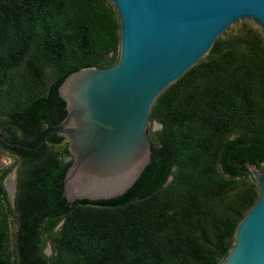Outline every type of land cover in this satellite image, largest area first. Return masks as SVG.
<instances>
[{
	"label": "trees",
	"instance_id": "16d2710c",
	"mask_svg": "<svg viewBox=\"0 0 264 264\" xmlns=\"http://www.w3.org/2000/svg\"><path fill=\"white\" fill-rule=\"evenodd\" d=\"M117 48L109 0H0V136L19 144L0 147L22 168L14 208L0 172V264H218L231 248L258 197L245 162L264 172L261 31L244 21L224 33L156 97L150 121L161 130L126 193L69 204L60 196L71 160L51 148L64 139L37 146L65 116L64 78L112 66Z\"/></svg>",
	"mask_w": 264,
	"mask_h": 264
},
{
	"label": "water",
	"instance_id": "95a60500",
	"mask_svg": "<svg viewBox=\"0 0 264 264\" xmlns=\"http://www.w3.org/2000/svg\"><path fill=\"white\" fill-rule=\"evenodd\" d=\"M109 2L118 22L117 60L64 78L57 92L65 116L37 146L53 134L68 141L71 164L60 198L69 204L113 199L133 186L150 163L147 128L156 97L196 66L231 25L250 20L264 37V0ZM245 168L258 197L218 264H264V172L249 162Z\"/></svg>",
	"mask_w": 264,
	"mask_h": 264
},
{
	"label": "rangeland",
	"instance_id": "374dc122",
	"mask_svg": "<svg viewBox=\"0 0 264 264\" xmlns=\"http://www.w3.org/2000/svg\"><path fill=\"white\" fill-rule=\"evenodd\" d=\"M250 20H240L235 24L231 25L225 33L229 32L231 29H239L242 25V22ZM251 22V21H250ZM256 26L253 22H251ZM257 27V26H256ZM161 125L157 121H150L147 133L149 136L150 142L155 143L156 139L160 133ZM68 145V141L64 140L61 144L51 147L54 152L62 153L63 149ZM22 170L20 159L16 155L3 152L0 147V172H6L2 180L3 189L6 192L10 206L14 208V200L16 196V184L18 178L20 177V171ZM10 231L13 234L16 229V224L12 217L9 218ZM41 253L45 258H49L52 255L51 244L46 235L41 237Z\"/></svg>",
	"mask_w": 264,
	"mask_h": 264
},
{
	"label": "flooded vegetation",
	"instance_id": "af4514ba",
	"mask_svg": "<svg viewBox=\"0 0 264 264\" xmlns=\"http://www.w3.org/2000/svg\"><path fill=\"white\" fill-rule=\"evenodd\" d=\"M3 139H5L4 137H2ZM6 140V139H5ZM2 143V142H0ZM10 143V142H9ZM11 144H14V143H11ZM8 153V152H7ZM17 185H18V181H17V184H16V192H17Z\"/></svg>",
	"mask_w": 264,
	"mask_h": 264
}]
</instances>
